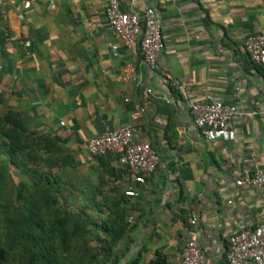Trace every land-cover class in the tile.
Segmentation results:
<instances>
[{
  "label": "crops",
  "instance_id": "0c3cea01",
  "mask_svg": "<svg viewBox=\"0 0 264 264\" xmlns=\"http://www.w3.org/2000/svg\"><path fill=\"white\" fill-rule=\"evenodd\" d=\"M25 1L0 0V117L16 112L28 131L54 139L76 164L65 175L74 184L93 180L96 219L98 207L126 203L113 187L118 160L92 155L86 143L134 125L135 140L150 143L161 161L127 204L137 226L129 259L150 264L161 254L183 264V249L196 241L203 264H227L230 235L264 227V190L226 182L264 169V65L244 46L264 35V0H151L167 84L145 64L139 41L129 47L115 37L111 0H36L28 9ZM118 1L133 11V0ZM207 91L238 106L235 140L211 142L194 126L190 104ZM137 105L146 111L133 122Z\"/></svg>",
  "mask_w": 264,
  "mask_h": 264
},
{
  "label": "trees",
  "instance_id": "16d2710c",
  "mask_svg": "<svg viewBox=\"0 0 264 264\" xmlns=\"http://www.w3.org/2000/svg\"><path fill=\"white\" fill-rule=\"evenodd\" d=\"M9 37L6 28L1 38ZM62 155L54 139L28 131L20 114L0 117V264H138L129 259L135 207L127 206L132 198L115 183L125 169L120 165L113 187L126 206L98 207L94 222L86 215L93 193L86 209H69L64 175L77 167ZM109 155L119 159L103 157ZM15 176L23 179L16 182ZM150 264L167 261L160 254Z\"/></svg>",
  "mask_w": 264,
  "mask_h": 264
},
{
  "label": "built area",
  "instance_id": "2783aa9c",
  "mask_svg": "<svg viewBox=\"0 0 264 264\" xmlns=\"http://www.w3.org/2000/svg\"><path fill=\"white\" fill-rule=\"evenodd\" d=\"M10 1V0H8ZM151 0H133V11L122 9L118 0H111L106 9V17L115 37L126 46L139 41L143 60L149 70L157 74L167 84L171 75L166 68L160 66V58L165 50L163 27L159 12L149 3ZM36 0L25 1L24 7L30 8ZM137 2L143 4L141 11L136 10ZM22 18V17H21ZM6 21V18H4ZM9 30V28L7 27ZM245 50L250 60L256 65H264V35L254 34L245 39ZM3 67L0 65V74ZM146 111L145 105H137L131 113V120L137 121ZM194 126L211 142L217 140L233 141L236 132L231 122L239 116L237 105L225 103L212 91H207L200 99L190 104ZM136 128L128 125L115 131L91 138L86 143L92 155L105 156L116 154L118 163L125 169L121 185L129 198L140 196L139 186L145 185L160 164V155L148 142L135 140ZM227 183L237 188L248 187L264 190V169H257L252 175L228 178ZM232 204V201H229ZM132 220V217H130ZM196 220H193V224ZM226 252L227 264H264V227H248L230 235ZM183 264H203V255L199 244L190 241L182 253Z\"/></svg>",
  "mask_w": 264,
  "mask_h": 264
},
{
  "label": "rangeland",
  "instance_id": "374dc122",
  "mask_svg": "<svg viewBox=\"0 0 264 264\" xmlns=\"http://www.w3.org/2000/svg\"><path fill=\"white\" fill-rule=\"evenodd\" d=\"M73 177V176H72ZM15 181L19 182L21 179L20 177L15 176ZM64 180H67L70 182V189L67 187L66 188V193L65 195L69 194V197H67V203L69 206V209L71 210H76V209H86L85 206L89 204L88 199L92 197V189L91 187L93 186V180L92 181H86L82 183H73L71 177L67 178L64 175ZM88 180V179H87ZM78 197V198H76ZM73 198H76L75 201ZM77 200V201H76ZM95 211H93V207H90L89 209H86V215H88L91 220H94V222L98 221V219L95 218ZM80 213V212H78ZM84 216V215H83Z\"/></svg>",
  "mask_w": 264,
  "mask_h": 264
}]
</instances>
